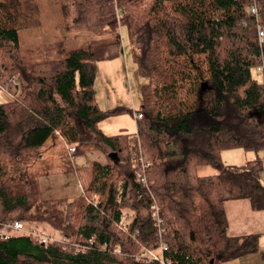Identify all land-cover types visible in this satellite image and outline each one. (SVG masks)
I'll use <instances>...</instances> for the list:
<instances>
[{
	"label": "trees",
	"instance_id": "16d2710c",
	"mask_svg": "<svg viewBox=\"0 0 264 264\" xmlns=\"http://www.w3.org/2000/svg\"><path fill=\"white\" fill-rule=\"evenodd\" d=\"M48 2L59 6L66 32L125 26L137 74L146 80L142 116L136 133L105 135L99 128L126 111L100 109L94 90L97 64L120 55V36L72 48L59 39L23 53L18 33L40 24L39 2L0 0V89L11 95L0 102V222L19 219L64 238L0 237V264H158L143 258L144 247L158 243L152 196L173 264H217V244L228 238L223 201L247 198L264 208V85L254 72L264 61V37L260 43L257 36L264 0ZM85 143L109 146L116 156L76 169L79 196L41 199L38 176L71 170L70 155L82 154ZM57 145L52 161L39 167L36 160ZM233 148L254 157L225 165L221 151ZM206 165L217 171L198 174Z\"/></svg>",
	"mask_w": 264,
	"mask_h": 264
},
{
	"label": "crops",
	"instance_id": "0c3cea01",
	"mask_svg": "<svg viewBox=\"0 0 264 264\" xmlns=\"http://www.w3.org/2000/svg\"><path fill=\"white\" fill-rule=\"evenodd\" d=\"M101 29L99 36L104 34V36H107L113 30L108 26ZM110 41L105 39L99 42L108 43ZM128 57L127 49L126 51L123 49L117 58L101 61L97 64L96 76L99 75L103 85H107L106 94L103 93V90L98 91L95 78L94 90L98 107L102 110H108L117 108L114 104H118L121 105L118 107L126 109V111L109 116L99 123V128L105 135L132 134L137 131L135 113H137L139 107L135 110L133 109L131 88L125 86L126 79L129 77ZM127 110H131V113ZM52 139L53 137L51 136ZM228 150H241V148L221 151V160L223 163H227H224L225 165H229L226 157L231 159V156L235 154L227 153ZM53 153V150H47L44 159L46 158V161L51 162ZM260 155L264 158V154ZM249 158L250 156L244 153L239 163L244 164ZM259 180L264 186V169L259 172ZM222 206L227 220L226 235L228 238L220 240L217 244V250L220 255L218 264H264V208L254 209L247 198L224 200Z\"/></svg>",
	"mask_w": 264,
	"mask_h": 264
},
{
	"label": "rangeland",
	"instance_id": "374dc122",
	"mask_svg": "<svg viewBox=\"0 0 264 264\" xmlns=\"http://www.w3.org/2000/svg\"><path fill=\"white\" fill-rule=\"evenodd\" d=\"M39 2V10H40V24L36 27L28 28V29H22L19 31V43L20 47L23 51V53H28L31 51L30 48H35L36 45L39 44H47V43H53L58 41L59 39L65 40L66 44L69 48L72 47H82L86 45L88 42H97L103 41L105 39L108 40H115L116 37L120 36L121 41V47L122 50L127 49L128 54V73L129 77L126 79L125 86L131 88L132 92V101H133V109H137L141 102V94H140V86L145 83V79L141 78L137 75V68L135 64L132 61L130 50H129V44L127 42V33L125 26H119L115 30H111V34L104 36H99V33L101 34V28L99 31H90L86 29L82 30H76V31H69L66 32V30L63 28V25L61 23V13L59 6L51 5L48 0H38ZM34 55V53H33ZM96 89L98 91L103 90V93H107V85H103L102 80L100 79L99 75L96 76ZM11 98V95L4 92L0 89V102L9 100ZM115 107L121 106L118 104H114ZM136 114V113H135ZM53 139L50 143L54 145L56 142H58V139H56V134L53 133L52 135ZM75 146V144H72ZM130 146L134 147L133 142L130 143ZM53 151L60 150L61 146H52L51 147ZM84 152L82 154H76V155H70V165H68V168L71 167V170H52L50 173L42 174L38 176V185L40 189V198L41 199H54V198H69V197H76L81 194V189L79 187L78 178L76 176L75 170L83 165L91 164L94 161L98 162H108L110 160L109 153L111 152L109 149V146H106V151L102 148H96L92 144H83ZM58 150V151H59ZM228 150L227 153H235L234 156H231V159H228L226 157V160L229 165H239L240 158L244 153L247 156H250V158L254 157L253 152L244 151V150ZM261 154H264V152H261ZM229 155V154H227ZM46 157V155L44 156ZM135 157V156H133ZM249 158V159H250ZM246 160V159H245ZM131 161V160H130ZM38 162V166L41 167V165H45V163H48L46 161V158L42 159L41 161L36 160ZM36 162L34 161L33 165L34 167L36 165ZM227 164L226 162H224ZM55 165V164H54ZM64 167H61V169ZM217 170L214 169L212 166H202L200 167L198 174L205 175V174H211L215 173ZM70 198V199H71ZM25 226H27L26 223H24ZM44 226V225H41ZM49 232H53L55 237L62 238V233L60 230H57L55 228H45ZM75 248H79V245L74 244ZM219 263V262H218ZM217 263V264H218Z\"/></svg>",
	"mask_w": 264,
	"mask_h": 264
},
{
	"label": "built area",
	"instance_id": "2783aa9c",
	"mask_svg": "<svg viewBox=\"0 0 264 264\" xmlns=\"http://www.w3.org/2000/svg\"><path fill=\"white\" fill-rule=\"evenodd\" d=\"M250 11L254 13L255 15H257L258 9L255 3L251 5ZM257 36H258L259 42L261 43L264 37V30L261 26L257 27ZM254 72L257 77L258 82L264 85V61H262V63H260L256 67ZM14 79L15 77H12V80ZM135 116L137 119H140L142 115L140 113H136ZM55 134L57 135V132H55ZM75 149L76 148L74 145L67 146V151L69 154L74 153ZM131 165L132 167H136L137 156L131 158ZM138 180L141 183H144V184L146 183V179L144 176H138ZM90 201L92 204H96L97 196L92 195ZM149 213H150L151 219L153 220L154 225L158 229L157 234H156V237L158 238V243L155 249H149V248L144 247L143 258L146 261L154 260L158 264H173L172 260L165 255V252L167 251V245L161 239L163 219H162V216L160 215L159 206L157 202L155 201V199L153 198V196L151 198V202L149 205ZM128 218H129V215L127 213H123L121 222L127 221ZM11 233H25L28 235H32L36 237L42 243H50L54 241L64 240V238L55 237L53 232H49L47 230H39V229H36L35 227L25 226L24 222L19 219H11L6 222H0V237L7 238Z\"/></svg>",
	"mask_w": 264,
	"mask_h": 264
},
{
	"label": "water",
	"instance_id": "95a60500",
	"mask_svg": "<svg viewBox=\"0 0 264 264\" xmlns=\"http://www.w3.org/2000/svg\"><path fill=\"white\" fill-rule=\"evenodd\" d=\"M115 156H116V153L115 152H110L109 153V157L112 159V158H115ZM211 261V263L213 262V260H210Z\"/></svg>",
	"mask_w": 264,
	"mask_h": 264
}]
</instances>
